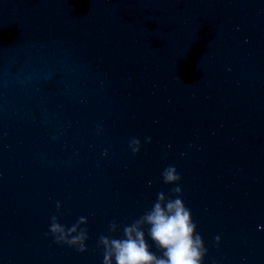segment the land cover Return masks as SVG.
<instances>
[{"label":"water","instance_id":"95a60500","mask_svg":"<svg viewBox=\"0 0 264 264\" xmlns=\"http://www.w3.org/2000/svg\"><path fill=\"white\" fill-rule=\"evenodd\" d=\"M169 165L205 264H264V0H0V264H103Z\"/></svg>","mask_w":264,"mask_h":264},{"label":"clouds","instance_id":"9594fccd","mask_svg":"<svg viewBox=\"0 0 264 264\" xmlns=\"http://www.w3.org/2000/svg\"><path fill=\"white\" fill-rule=\"evenodd\" d=\"M97 127L103 130L102 125ZM145 139L149 144L152 142L150 137ZM129 148L133 155H138L142 148L141 140L132 138ZM162 177L165 184L176 185L171 190L174 195L159 192L149 210L123 226L121 236L101 235L99 243L103 246V264H205L208 249L198 232L192 210L182 198V176L174 165H169L163 170ZM56 207L58 211L63 209L59 201ZM87 224V218L81 216L76 223L67 226L53 215L45 235H51L58 245H67L84 253L88 250ZM108 227L112 233L121 231L115 220ZM215 240L219 246L221 237L217 235ZM153 245L159 255L152 250ZM212 264H216L215 260Z\"/></svg>","mask_w":264,"mask_h":264}]
</instances>
